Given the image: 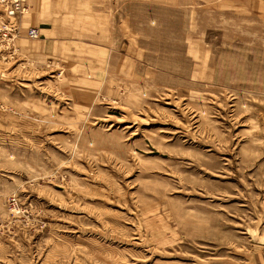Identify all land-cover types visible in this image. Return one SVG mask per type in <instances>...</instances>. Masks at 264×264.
Returning a JSON list of instances; mask_svg holds the SVG:
<instances>
[{
    "label": "rangeland",
    "instance_id": "obj_1",
    "mask_svg": "<svg viewBox=\"0 0 264 264\" xmlns=\"http://www.w3.org/2000/svg\"><path fill=\"white\" fill-rule=\"evenodd\" d=\"M27 4L0 264H264V0Z\"/></svg>",
    "mask_w": 264,
    "mask_h": 264
},
{
    "label": "built area",
    "instance_id": "obj_2",
    "mask_svg": "<svg viewBox=\"0 0 264 264\" xmlns=\"http://www.w3.org/2000/svg\"><path fill=\"white\" fill-rule=\"evenodd\" d=\"M28 0H0V39L6 40L11 50L12 41L21 36L20 19L29 10ZM26 36L30 39H38L40 31L36 27H29Z\"/></svg>",
    "mask_w": 264,
    "mask_h": 264
},
{
    "label": "bare ground",
    "instance_id": "obj_3",
    "mask_svg": "<svg viewBox=\"0 0 264 264\" xmlns=\"http://www.w3.org/2000/svg\"><path fill=\"white\" fill-rule=\"evenodd\" d=\"M26 32H27V30H26ZM30 39V38H29Z\"/></svg>",
    "mask_w": 264,
    "mask_h": 264
}]
</instances>
